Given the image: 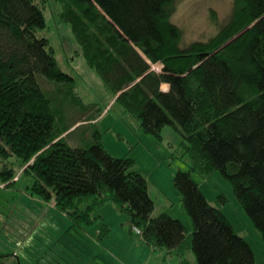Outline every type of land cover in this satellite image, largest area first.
Listing matches in <instances>:
<instances>
[{
	"label": "trees",
	"instance_id": "trees-1",
	"mask_svg": "<svg viewBox=\"0 0 264 264\" xmlns=\"http://www.w3.org/2000/svg\"><path fill=\"white\" fill-rule=\"evenodd\" d=\"M53 1L79 47L75 54L114 103L144 133L161 139V129L170 126L180 136L189 165L172 182L191 233L165 211L153 216L147 180L131 158L104 149L99 131L85 147L66 142L74 122H61L62 107L78 109L87 120L100 112L81 102L73 76L59 68L48 39L37 35L45 28L47 0H0V160L17 159L32 179L30 195L52 201L69 227L95 226L97 242L110 233L97 212L112 203L142 243L178 264H255L249 244L208 203L191 173L203 178L218 171L264 241V0H233L213 36L187 45L170 21L174 0ZM37 75L55 89L42 91ZM5 165L1 181L14 176ZM36 250L25 260L65 263L58 257L66 253L53 257L43 245Z\"/></svg>",
	"mask_w": 264,
	"mask_h": 264
},
{
	"label": "rangeland",
	"instance_id": "rangeland-1",
	"mask_svg": "<svg viewBox=\"0 0 264 264\" xmlns=\"http://www.w3.org/2000/svg\"><path fill=\"white\" fill-rule=\"evenodd\" d=\"M232 3L233 0H174L170 21L181 30V45L206 41L213 36L227 20ZM58 13L59 6L53 0H47L43 10L45 28L37 35L48 39L59 68L73 76L74 92L81 102L93 111L101 112L106 108L105 113L108 112L95 125L79 127L65 138L66 142L71 146L85 147L91 142L92 132L99 131L104 149L114 157L131 158L133 169L145 177L156 214L165 211L174 218L179 216L183 219L185 228L187 227L186 235H190V217L181 206L179 194L172 182L174 173L177 170H188L189 165L188 157L180 144V136L170 126H165L160 132L161 139H156L144 133L137 120L124 113L120 105L112 104V93L88 67L84 58L75 54L79 47L69 26L59 19ZM151 67L157 72L161 69L159 64H151ZM36 79L42 91L47 93L52 92L57 85L41 75H37ZM61 114L62 123L74 122V119L83 117L74 108L62 107ZM4 164L6 169L13 170L14 176L6 181L0 180V264H15L9 256L13 252L20 253V264H27L25 259L32 257L33 250L37 249L38 252V249H42V245L48 246L53 257L59 252L60 256L63 253L71 255L72 247L73 250L77 247L81 252L101 253L103 257L97 259L98 264H144V259L151 251L148 248L146 253L142 251V242L127 224L126 215L112 203H106L97 213L105 217L106 225L112 232L98 242L95 250V245L88 243L82 232L84 227L87 232L93 233L95 226L69 227L70 220L53 207L52 201L46 203L30 195L28 188L32 179L22 174L17 159L11 156L5 161L0 160V170ZM191 177L208 203L221 210L234 231L249 244L255 264H264V241L261 233L240 207L230 183L218 171L203 178L191 173ZM102 221L97 222L101 224ZM92 242L96 244L95 239ZM1 254H5V258ZM186 255L194 262L190 251ZM72 258L74 257H69ZM69 259H66L67 263H83L75 258L74 261ZM31 263L45 264L40 258Z\"/></svg>",
	"mask_w": 264,
	"mask_h": 264
},
{
	"label": "crops",
	"instance_id": "crops-1",
	"mask_svg": "<svg viewBox=\"0 0 264 264\" xmlns=\"http://www.w3.org/2000/svg\"><path fill=\"white\" fill-rule=\"evenodd\" d=\"M162 85H167V84H161V86ZM161 86H160V88H161ZM162 90V89H161ZM167 90V89H166ZM162 91H165V90H162ZM118 94V93H117ZM116 94V95H117ZM111 100H113V102H112V104H114V97L111 99ZM105 110H106V108L103 110V111H101L100 113H99V115L95 118V119H93V120H87V118H81V119H76V120H74V124H73V126H71L70 127V129L67 131V132H65L64 134H67L68 133V135H70V134H72V133H74V131H76L79 127H81V126H84V125H94V124H96V123H98L99 121H101L104 117H105V115L108 113V112H106L105 113ZM92 112H90L89 114H91ZM88 114V115H89ZM87 115V114H86ZM85 115V116H86ZM63 134V135H64ZM62 135V136H63ZM67 135V136H68ZM99 211V210H98ZM98 213V212H97ZM156 213L157 212H155V209H154V211H153V216L154 215H156ZM101 216V220H103L102 222H104V224H106V219H105V217L103 216L102 217V215H100ZM176 219H179L182 223H183V225L184 226H186L185 224H184V221H183V219H181L179 216H177V217H175ZM185 220V219H184ZM108 226V225H107ZM110 226V225H109ZM90 228H92V227H90ZM187 228V227H186ZM109 229H110V227H109ZM82 232H83V237L88 241V243H90L91 245H92V243L95 245V250H97V248H96V246H98V242L96 241V239H95V237H96V234H97V228L95 227L94 228V232L92 233V232H90V231H88L87 232V230H85V229H83L82 230ZM110 232H112L111 231V229H110ZM93 237V238H92ZM93 239H95V241H96V244L94 243V242H92L93 241ZM28 241H31V239H28ZM140 245V244H139ZM79 247V246H78ZM76 248V250H74V253H70L71 255H67V254H65V255H63L64 256V260L62 259V257H58V259L60 260V261H63V262H65L64 264H77V263H67L66 261H68V260H66V259H69V257L70 256H72V257H74L75 259H77V260H79V261H81V262H83L82 264H98V262H97V259L98 258H102L103 256H102V254L100 253V254H98V253H96L95 251L94 252H89V253H87V252H85V251H82L81 252V250H79L77 247H75ZM139 248H140V246H139ZM147 248L149 249V251H151L149 254H147V256H146V258L144 259V264H178V260L175 258V256H173V255H169V254H167L166 253V251L165 250H163V249H158V248H155V247H149V246H146L144 243H142L141 244V249H142V251L144 252V253H146V250H147ZM1 255H3V254H1ZM5 255V254H4ZM19 255H20V253L19 252H17V253H15V252H13V254L10 256V259L14 262L15 261V259L17 258V257H19ZM186 256V258L188 259V257H187V255H185ZM5 258V257H4ZM74 258H72V259H69V260H71V261H74ZM189 261H191L190 259H188ZM32 262V259L30 260V261H26V263L27 264H32L31 263ZM80 264V263H79Z\"/></svg>",
	"mask_w": 264,
	"mask_h": 264
},
{
	"label": "built area",
	"instance_id": "built-area-1",
	"mask_svg": "<svg viewBox=\"0 0 264 264\" xmlns=\"http://www.w3.org/2000/svg\"><path fill=\"white\" fill-rule=\"evenodd\" d=\"M151 69H152V67H151ZM133 230H134V232H135L136 234H139V230H138L137 228H133Z\"/></svg>",
	"mask_w": 264,
	"mask_h": 264
}]
</instances>
